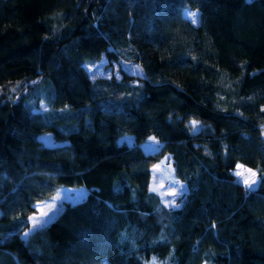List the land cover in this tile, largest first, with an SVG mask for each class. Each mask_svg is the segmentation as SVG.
Masks as SVG:
<instances>
[{
    "label": "trees",
    "instance_id": "trees-1",
    "mask_svg": "<svg viewBox=\"0 0 264 264\" xmlns=\"http://www.w3.org/2000/svg\"><path fill=\"white\" fill-rule=\"evenodd\" d=\"M60 183L88 192L22 239ZM101 263L264 264V0H0V264Z\"/></svg>",
    "mask_w": 264,
    "mask_h": 264
},
{
    "label": "rangeland",
    "instance_id": "rangeland-1",
    "mask_svg": "<svg viewBox=\"0 0 264 264\" xmlns=\"http://www.w3.org/2000/svg\"><path fill=\"white\" fill-rule=\"evenodd\" d=\"M188 11L198 13V16L196 19L199 22L200 11L198 9H191L189 7H183L181 9L182 17H185L191 23H192L191 18L186 16V12H188ZM198 22L195 24H193V23L192 24L197 25ZM102 65H103V63L101 60V61L95 63L93 66L89 67L90 68V75L92 78H97V79L102 78V77L108 78L110 73L108 72V70L104 69V67ZM126 70L133 71L135 73L139 72L138 68L135 65L126 66ZM117 77L118 76L116 75L115 79ZM43 108H44V106L41 104L39 106V109H43ZM150 138H153V137L148 136L145 139V141L140 144V148L145 153H153L156 150H158V148H159L158 141H156L155 139L152 140ZM42 139L47 144L51 143L49 133H46L45 135H43ZM122 139H124L130 143L132 136L129 134H124L118 139V141H121ZM238 164L242 165L243 167L238 169L235 166L233 173L239 171L242 173V176L237 177L235 175L236 180L245 187V185L243 183V180L245 178H247L249 180L256 179L257 183L254 184L250 189L245 187L247 190L255 189L257 187V185L259 184L261 175L256 170H254V169H252L246 165H243L241 163H238ZM247 169H251L253 172H255L256 176L252 177L251 173L246 171ZM148 187H149V190L158 197L159 202L162 206L167 207V208H175V207H178L180 205L181 196L183 193H185L186 188H185V184H183L182 182H180L178 179L175 178V176L173 174L172 166L170 163V157L168 156V154L163 155L161 158H159L157 161H155L153 164L150 165ZM153 189H155V190H153ZM87 192L88 191H87L86 187L81 185V184L74 186V185H67V184L60 183V185L52 191V193L49 195V197H47L46 199H44L41 202H38L35 205V212L33 214H31L29 217H33V218L39 220L40 219V212H47L48 215H47V217H44V219L47 220V223H49L61 211L64 203L77 202L81 198L85 197ZM174 193H175V195H173ZM166 202H173V203L169 206H166ZM29 217H28L27 228L20 234L22 239H25V236H24L25 232H27L29 229L33 228V222L29 220ZM47 223H44L42 225H38L36 228L44 226ZM101 264H105V263H101ZM204 264H208V263H204Z\"/></svg>",
    "mask_w": 264,
    "mask_h": 264
},
{
    "label": "snow or ice",
    "instance_id": "snow-or-ice-1",
    "mask_svg": "<svg viewBox=\"0 0 264 264\" xmlns=\"http://www.w3.org/2000/svg\"><path fill=\"white\" fill-rule=\"evenodd\" d=\"M186 16L189 17V18H191V21H192L193 24H195V23L198 22L197 19H196L197 16H198V13L188 11V12H186ZM196 123L197 122H195V121L192 122L193 125H195ZM150 139L154 140L155 138H150ZM236 167L239 169V168H242L243 166L240 165V164H237ZM246 171H248L249 173H251V176L252 177H255L256 176V173L253 172L251 169H247ZM234 175H236L237 177H240V176H242V173L239 172V171H237V172L234 173ZM243 183H244V185H245L246 188H249L250 189L254 184L257 183V180L256 179L249 180V179L245 178L243 180ZM153 190H155V189H153ZM173 195H175V193ZM172 203L173 202H166V206H169ZM47 215H48L47 212H40V219L39 220H37V219H35L33 217H29V220L33 222V228L32 229H29L27 232H25V234H24L25 238H27L32 233V231L35 230V228L38 225H42L44 223H47V220L44 219V217H47Z\"/></svg>",
    "mask_w": 264,
    "mask_h": 264
}]
</instances>
